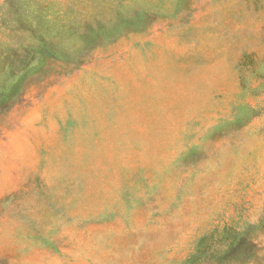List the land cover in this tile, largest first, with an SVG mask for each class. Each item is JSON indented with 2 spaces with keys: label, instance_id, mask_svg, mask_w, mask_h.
Instances as JSON below:
<instances>
[{
  "label": "rangeland",
  "instance_id": "1",
  "mask_svg": "<svg viewBox=\"0 0 264 264\" xmlns=\"http://www.w3.org/2000/svg\"><path fill=\"white\" fill-rule=\"evenodd\" d=\"M0 264H264V0H0Z\"/></svg>",
  "mask_w": 264,
  "mask_h": 264
}]
</instances>
